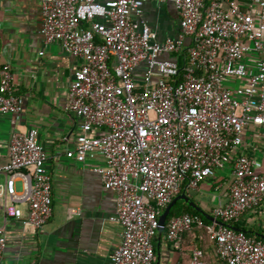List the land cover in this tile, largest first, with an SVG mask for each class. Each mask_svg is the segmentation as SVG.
Instances as JSON below:
<instances>
[{"label":"built area","instance_id":"obj_1","mask_svg":"<svg viewBox=\"0 0 264 264\" xmlns=\"http://www.w3.org/2000/svg\"><path fill=\"white\" fill-rule=\"evenodd\" d=\"M147 1L41 0L44 44L79 59L65 108L80 131L66 156L100 157L90 169L117 195L122 239L106 264H157L162 209L218 172L226 201L212 209L222 223L209 236L227 264H264V239L230 224L264 203V0H153L171 1L180 18L164 38L140 18ZM12 81L1 64L0 117L23 111ZM47 157L37 127L11 133L0 164L5 218L23 217L25 205L28 224L48 222ZM194 224L204 225L198 214L171 217L167 239L179 245ZM5 247L0 225V257ZM202 255L194 249L192 264H208Z\"/></svg>","mask_w":264,"mask_h":264},{"label":"crops","instance_id":"obj_2","mask_svg":"<svg viewBox=\"0 0 264 264\" xmlns=\"http://www.w3.org/2000/svg\"><path fill=\"white\" fill-rule=\"evenodd\" d=\"M140 16L160 38L179 33L180 18L171 1H147ZM41 25V0H0V65L10 64L14 92L23 101L21 113L0 117V164L9 159L11 133L37 127L47 151L44 168L51 174L53 200V213L40 229L26 222L25 205L21 218H5L0 210L6 236L0 264H106L122 239L123 226L115 219L117 195L90 169L91 163L101 162L100 157L84 164L66 156L80 131V120L65 108L79 59L58 43L45 45ZM223 177L218 172L205 178L187 195L211 214L214 206L226 201L227 185H220ZM260 210L264 203L245 211L232 226L264 239V211ZM197 243L191 230L179 245L167 239L165 229L158 232L157 264H188L184 254L200 249Z\"/></svg>","mask_w":264,"mask_h":264},{"label":"trees","instance_id":"obj_3","mask_svg":"<svg viewBox=\"0 0 264 264\" xmlns=\"http://www.w3.org/2000/svg\"><path fill=\"white\" fill-rule=\"evenodd\" d=\"M163 210L164 208L162 209V211ZM186 212H189L191 214H198L204 221V225L199 226L197 224H194L189 229L191 231H194L196 234V239L198 240L197 246L203 252L201 259L205 260L208 264H227L226 261L223 258H221V256L217 252L216 243L213 240H211L209 236V231H208L207 226L210 225L212 221L209 220L207 217H205L201 212L193 208L191 205H189L186 201L182 199H178L175 202V204L172 206L168 214L167 221L173 216L180 215ZM233 223H235V221L230 222L231 225H233ZM183 235H182V238H183ZM187 253L184 254L185 255L184 257L188 259V262H189L188 264H192L193 252L192 253L187 252ZM179 264H182V262H180Z\"/></svg>","mask_w":264,"mask_h":264},{"label":"water","instance_id":"obj_4","mask_svg":"<svg viewBox=\"0 0 264 264\" xmlns=\"http://www.w3.org/2000/svg\"><path fill=\"white\" fill-rule=\"evenodd\" d=\"M178 199H182L186 201L189 205H191L193 208L201 212L205 217H207L211 221H215L217 223H222L219 219H217L215 216L212 214L206 212L202 207H200L189 195H187L185 192H181L180 194L176 195L170 203L166 205L164 210L161 212L159 216V234H162V231H164L165 226H166V221L168 214L172 208V206L175 204V202Z\"/></svg>","mask_w":264,"mask_h":264}]
</instances>
